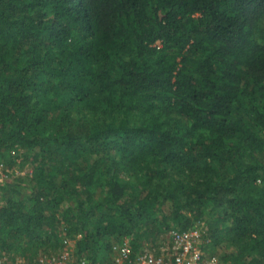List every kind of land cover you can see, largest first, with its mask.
<instances>
[{
    "label": "trees",
    "instance_id": "trees-1",
    "mask_svg": "<svg viewBox=\"0 0 264 264\" xmlns=\"http://www.w3.org/2000/svg\"><path fill=\"white\" fill-rule=\"evenodd\" d=\"M18 155L35 174L1 186L0 258L110 264L201 229L206 254L264 264V0H0Z\"/></svg>",
    "mask_w": 264,
    "mask_h": 264
},
{
    "label": "built area",
    "instance_id": "built-area-1",
    "mask_svg": "<svg viewBox=\"0 0 264 264\" xmlns=\"http://www.w3.org/2000/svg\"><path fill=\"white\" fill-rule=\"evenodd\" d=\"M20 153V152H19ZM21 154V153H20ZM21 155H18L17 163L14 166H8L0 162V199L2 197L1 186L7 181L17 177H28L33 173L31 166H21ZM1 201V200H0ZM201 229L193 231L178 232L172 231V238L175 243L174 251L166 252L160 256L149 252L137 254L136 258H131L132 248L128 240L122 245H116L117 256L110 264H225L220 256L206 254L201 247ZM70 244V240H66ZM73 243V242H72ZM70 250L61 252L58 256H41L35 264H94L91 260L83 259L80 262L72 263ZM0 264H28L24 259H18L14 262L7 256L0 258Z\"/></svg>",
    "mask_w": 264,
    "mask_h": 264
},
{
    "label": "rangeland",
    "instance_id": "rangeland-1",
    "mask_svg": "<svg viewBox=\"0 0 264 264\" xmlns=\"http://www.w3.org/2000/svg\"><path fill=\"white\" fill-rule=\"evenodd\" d=\"M34 174H35V172H34V170H33V173L32 174H30L27 178H30V177H33L34 176Z\"/></svg>",
    "mask_w": 264,
    "mask_h": 264
}]
</instances>
